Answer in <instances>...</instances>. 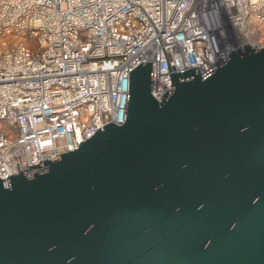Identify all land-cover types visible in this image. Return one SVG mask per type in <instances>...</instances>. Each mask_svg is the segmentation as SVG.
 <instances>
[{
  "label": "water",
  "instance_id": "water-1",
  "mask_svg": "<svg viewBox=\"0 0 264 264\" xmlns=\"http://www.w3.org/2000/svg\"><path fill=\"white\" fill-rule=\"evenodd\" d=\"M129 73L125 118L0 179V264H264V48Z\"/></svg>",
  "mask_w": 264,
  "mask_h": 264
},
{
  "label": "built area",
  "instance_id": "built-area-1",
  "mask_svg": "<svg viewBox=\"0 0 264 264\" xmlns=\"http://www.w3.org/2000/svg\"><path fill=\"white\" fill-rule=\"evenodd\" d=\"M244 45L264 48V0H0V179L121 124L138 64L160 100Z\"/></svg>",
  "mask_w": 264,
  "mask_h": 264
}]
</instances>
